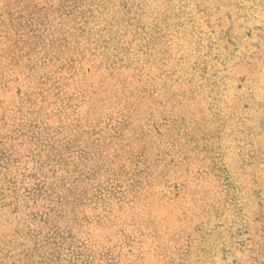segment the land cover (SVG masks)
<instances>
[{"label": "rangeland", "instance_id": "obj_1", "mask_svg": "<svg viewBox=\"0 0 264 264\" xmlns=\"http://www.w3.org/2000/svg\"><path fill=\"white\" fill-rule=\"evenodd\" d=\"M0 264H264V0H0Z\"/></svg>", "mask_w": 264, "mask_h": 264}]
</instances>
